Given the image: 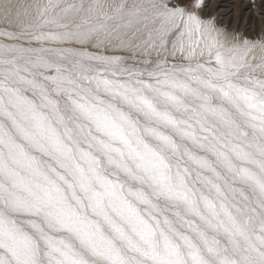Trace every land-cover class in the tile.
<instances>
[{"label":"snow or ice","instance_id":"snow-or-ice-1","mask_svg":"<svg viewBox=\"0 0 264 264\" xmlns=\"http://www.w3.org/2000/svg\"><path fill=\"white\" fill-rule=\"evenodd\" d=\"M205 7L0 5V264H264V42Z\"/></svg>","mask_w":264,"mask_h":264},{"label":"rangeland","instance_id":"rangeland-1","mask_svg":"<svg viewBox=\"0 0 264 264\" xmlns=\"http://www.w3.org/2000/svg\"><path fill=\"white\" fill-rule=\"evenodd\" d=\"M28 1L10 0L16 5L30 4L31 1L35 4L46 2V0ZM5 2L7 0H0V5ZM33 2L31 4H34ZM102 2H111V0H102ZM204 3L206 7L201 15L205 18L215 17L217 26L226 33L238 35L242 40L247 39L254 43L264 42V0H204ZM2 30L19 31L15 25L5 23L3 16L0 15V31ZM0 43L11 44L17 41L7 40L0 35ZM251 55L256 57L252 62L258 64L264 58V49L257 48ZM256 75H261L260 69H257Z\"/></svg>","mask_w":264,"mask_h":264},{"label":"bare ground","instance_id":"bare-ground-1","mask_svg":"<svg viewBox=\"0 0 264 264\" xmlns=\"http://www.w3.org/2000/svg\"><path fill=\"white\" fill-rule=\"evenodd\" d=\"M27 1H28V0H27ZM35 1H36V0H35ZM37 1H38V0H37ZM39 1H40V0H39ZM28 2H30V1H28ZM28 2H27V3H28ZM32 2H33V1H31V3H32ZM31 3H30V4H31ZM33 3L35 4V2H33Z\"/></svg>","mask_w":264,"mask_h":264}]
</instances>
